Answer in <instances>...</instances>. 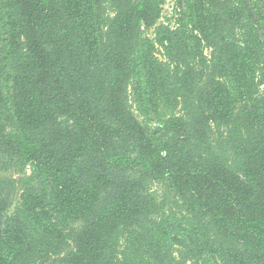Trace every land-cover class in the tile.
Wrapping results in <instances>:
<instances>
[{
    "label": "trees",
    "instance_id": "obj_1",
    "mask_svg": "<svg viewBox=\"0 0 264 264\" xmlns=\"http://www.w3.org/2000/svg\"><path fill=\"white\" fill-rule=\"evenodd\" d=\"M165 4L0 0V264H264V0Z\"/></svg>",
    "mask_w": 264,
    "mask_h": 264
},
{
    "label": "rangeland",
    "instance_id": "obj_2",
    "mask_svg": "<svg viewBox=\"0 0 264 264\" xmlns=\"http://www.w3.org/2000/svg\"><path fill=\"white\" fill-rule=\"evenodd\" d=\"M173 1L174 0H166V4H165V6L163 8L162 16H161L159 22H165V21H167V18L166 17H169L171 15V7H172V4H173ZM145 34H147L148 36H151L152 37V31L151 30H146L145 31ZM208 52H209V50L206 51V53H208ZM137 115H138L139 120L143 124H145L146 122H148L147 119H144L138 113H137ZM148 123H150V125H152L154 122H148ZM149 190L156 194V197H157L158 200H162L163 193L165 192L164 185H162L160 183L153 182V183H150L149 184Z\"/></svg>",
    "mask_w": 264,
    "mask_h": 264
}]
</instances>
